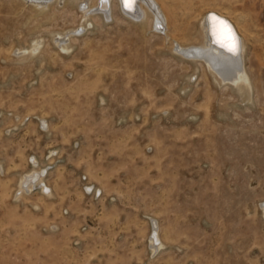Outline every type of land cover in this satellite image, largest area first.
Instances as JSON below:
<instances>
[{
    "label": "rangeland",
    "instance_id": "obj_1",
    "mask_svg": "<svg viewBox=\"0 0 264 264\" xmlns=\"http://www.w3.org/2000/svg\"><path fill=\"white\" fill-rule=\"evenodd\" d=\"M158 1L167 37L0 0V264H264V0ZM208 11L244 36L248 90L173 50ZM34 159L48 188L19 191Z\"/></svg>",
    "mask_w": 264,
    "mask_h": 264
},
{
    "label": "bare ground",
    "instance_id": "obj_2",
    "mask_svg": "<svg viewBox=\"0 0 264 264\" xmlns=\"http://www.w3.org/2000/svg\"><path fill=\"white\" fill-rule=\"evenodd\" d=\"M27 1L33 2L38 7L41 6L44 7L47 1L49 0H27ZM71 1L75 2V4L76 3L80 4V8L82 7L81 9L83 10L85 17H88L90 15V12H93L94 15H90L89 16L90 18H97V15H100L102 18L107 20L110 18V14H111L110 12H112L111 10L113 8H118L122 14L132 19L140 20V22L143 25H147L150 27L154 26L153 28L156 30H162L164 28V35L166 37L169 35L168 19L158 0H154L157 5L153 3V0H134V3L131 5V7L125 6V0H71ZM92 6H96L95 9H93ZM210 12L215 13L218 16L227 19L228 21L230 20L229 23L232 25L234 29V31L231 30V33L232 36L235 37L236 45H237V50L235 53L228 51V48L226 46L230 42V37L227 35V30L222 29L217 20H213V16L215 15H208V13ZM200 28L202 30L200 43L184 45L175 41L176 45L175 46L173 45V50L183 55V57L194 60L196 62L201 63V65L206 66L213 75V77L218 80V82L235 84L237 85L239 90L240 89L248 90L249 88H251L252 83L246 68L247 43L245 41L244 36L240 33V29L237 26V24H235V22H233L231 19H229V17H227L222 13H219L217 11H208L202 18ZM60 35L61 36H59L60 39L58 42L62 43L63 39L66 37L65 36L66 34L65 35L60 34ZM67 38H69V36ZM40 45H41V41L36 39L32 41L31 45L26 51L23 49H19L16 52H18V54L33 53L40 48ZM62 47L64 49H68L69 46L66 44H62ZM41 120H43V123L47 125L46 120L44 119ZM2 171H3V166L0 163V172ZM44 173H45L44 167L43 166L40 167L36 159H34V166L32 167V169H30V171H28L27 173L20 174L19 176L18 179L19 191L29 193L32 189L39 187L41 188L43 187V189L44 188L47 189L48 185L44 181ZM262 212L264 214V203L262 204ZM152 221H153L152 222L153 228L150 231L152 235L149 241H151L150 248H152L155 251L158 247L162 246L163 244L160 240L158 231L156 229V221L154 220ZM154 241H158V245L156 244L157 246L155 247H154L155 244Z\"/></svg>",
    "mask_w": 264,
    "mask_h": 264
},
{
    "label": "snow or ice",
    "instance_id": "obj_3",
    "mask_svg": "<svg viewBox=\"0 0 264 264\" xmlns=\"http://www.w3.org/2000/svg\"><path fill=\"white\" fill-rule=\"evenodd\" d=\"M134 3V0H125V6L131 7V5ZM213 20H217L221 26L222 29L227 30V35L230 37V42L226 45L228 48V51L235 53L237 50L236 40L235 37L232 36L231 29L227 25V23L223 20H219L217 17L213 16Z\"/></svg>",
    "mask_w": 264,
    "mask_h": 264
},
{
    "label": "water",
    "instance_id": "obj_4",
    "mask_svg": "<svg viewBox=\"0 0 264 264\" xmlns=\"http://www.w3.org/2000/svg\"><path fill=\"white\" fill-rule=\"evenodd\" d=\"M208 15H215V16H217L220 20L225 21V22L227 23V25L229 26V28H230L232 31H234L232 25L229 23V21H228L227 19H225V18H223V17H220V16H218L217 14L212 13V12L208 13Z\"/></svg>",
    "mask_w": 264,
    "mask_h": 264
},
{
    "label": "built area",
    "instance_id": "obj_5",
    "mask_svg": "<svg viewBox=\"0 0 264 264\" xmlns=\"http://www.w3.org/2000/svg\"><path fill=\"white\" fill-rule=\"evenodd\" d=\"M91 191V190H90Z\"/></svg>",
    "mask_w": 264,
    "mask_h": 264
}]
</instances>
